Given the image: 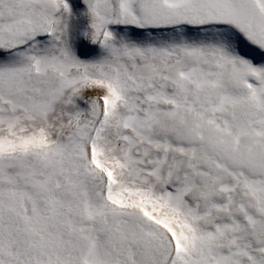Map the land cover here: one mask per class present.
<instances>
[{
	"label": "snow or ice",
	"instance_id": "obj_1",
	"mask_svg": "<svg viewBox=\"0 0 264 264\" xmlns=\"http://www.w3.org/2000/svg\"><path fill=\"white\" fill-rule=\"evenodd\" d=\"M0 264H264V0H0Z\"/></svg>",
	"mask_w": 264,
	"mask_h": 264
}]
</instances>
